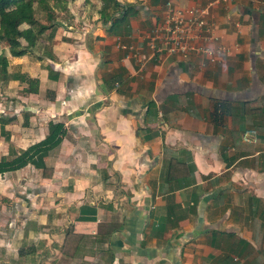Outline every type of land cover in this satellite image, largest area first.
Wrapping results in <instances>:
<instances>
[{
    "label": "crops",
    "instance_id": "crops-1",
    "mask_svg": "<svg viewBox=\"0 0 264 264\" xmlns=\"http://www.w3.org/2000/svg\"><path fill=\"white\" fill-rule=\"evenodd\" d=\"M103 2L5 48L0 160L61 135L0 174V264H264V0H115L121 20ZM166 2L205 8L229 53L152 55Z\"/></svg>",
    "mask_w": 264,
    "mask_h": 264
},
{
    "label": "trees",
    "instance_id": "trees-1",
    "mask_svg": "<svg viewBox=\"0 0 264 264\" xmlns=\"http://www.w3.org/2000/svg\"><path fill=\"white\" fill-rule=\"evenodd\" d=\"M72 0H0V44H3L8 50L11 58H20L30 55L35 51L36 44L46 38L51 39L55 28L57 27L56 19L64 17L67 13L66 5ZM99 14L103 17H111L118 13L116 20H121L127 14H134L132 10L123 11L115 0H103ZM111 10L109 13L106 10ZM13 17H18L24 28H19ZM114 18V17H113ZM49 43V42H48ZM42 56L51 59L50 49L44 46L41 51ZM6 61L1 58L0 64L5 65ZM3 119L0 118V135H4L2 126ZM61 125L54 124L48 126L47 137L27 148L22 154L15 156L12 160H0V174L18 170L24 167L29 160L45 150L56 146L59 142ZM69 231H67L68 233Z\"/></svg>",
    "mask_w": 264,
    "mask_h": 264
},
{
    "label": "built area",
    "instance_id": "built-area-1",
    "mask_svg": "<svg viewBox=\"0 0 264 264\" xmlns=\"http://www.w3.org/2000/svg\"><path fill=\"white\" fill-rule=\"evenodd\" d=\"M163 8L161 18L153 23L146 36L147 48L152 55H195L205 63L214 65L229 53L230 50L214 34L213 24L208 21L205 8L182 9L171 2H166ZM117 48L124 49L120 44ZM254 134V131H245L241 134V140L245 143L254 142Z\"/></svg>",
    "mask_w": 264,
    "mask_h": 264
},
{
    "label": "rangeland",
    "instance_id": "rangeland-1",
    "mask_svg": "<svg viewBox=\"0 0 264 264\" xmlns=\"http://www.w3.org/2000/svg\"><path fill=\"white\" fill-rule=\"evenodd\" d=\"M69 2V1H68ZM67 2V3H68ZM64 16L66 15V13L65 14H63ZM13 20H14V22H15V24L19 27V28H21V25H23L22 24V22H21V20L18 18V17H13ZM4 56H6L7 58L6 59H8V55H7V53L5 54V46L3 45V44H0V60H1V58H3ZM19 60H15V61H10V63H15L14 64V68L16 69L17 67H18V65H17V62H18ZM2 70H5V69H3V67L1 66V64H0V71H2ZM2 92H3V90H2ZM3 102V101H2Z\"/></svg>",
    "mask_w": 264,
    "mask_h": 264
}]
</instances>
